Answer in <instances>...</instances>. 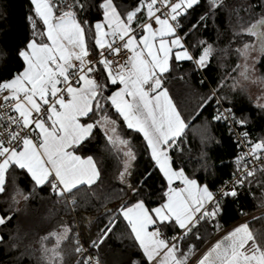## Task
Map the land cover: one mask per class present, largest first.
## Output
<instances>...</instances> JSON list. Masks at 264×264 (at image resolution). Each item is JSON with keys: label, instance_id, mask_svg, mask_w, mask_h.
<instances>
[{"label": "snow or ice", "instance_id": "6c2138e0", "mask_svg": "<svg viewBox=\"0 0 264 264\" xmlns=\"http://www.w3.org/2000/svg\"><path fill=\"white\" fill-rule=\"evenodd\" d=\"M205 3L197 23L181 35L180 18L200 6L201 0H135L131 7L116 0H31L32 35L17 53L24 67L10 79H0V195L7 191L9 176L21 170L36 186L47 185L52 195L75 205L80 186L91 187L100 177L93 156L78 154L96 130L103 129L108 142L119 143L126 149L123 155L128 161L134 160L131 144L117 133L118 121L109 112L114 108L127 129L142 134L150 158L166 180L158 207H147L142 198L121 210L143 257L131 264H264V232L253 230L249 222L234 227L199 256L198 246L189 240L203 241L198 230L201 225L219 229L217 217L222 214L223 199L236 198L241 188L255 184L264 188V139L250 141L246 132L241 133L237 146H246L248 151L237 157L235 179L215 193L187 175L184 167H176L172 158L177 151L183 153L189 125L164 86L166 75L172 71L173 61H191L198 69L210 63L211 44L202 41L198 55L185 45L190 32L206 26L224 6V0ZM257 7L264 9V0L243 11L251 16ZM92 8L97 9L99 19L81 18ZM235 14L239 18V12ZM243 36L255 41L237 47L239 57L247 61L257 43L264 53V11L246 23L238 19L234 38ZM90 45L96 49L94 54ZM124 50L130 55L123 63L108 58ZM8 55L0 50V61ZM243 67L247 71V64ZM110 88L115 91L108 95ZM214 99L215 94L210 95L201 107ZM213 119L231 120L242 128L247 124L230 108H218ZM130 167L125 162L117 179L133 194L141 195L128 182ZM176 182L179 184L173 187ZM31 195L17 188L11 199L18 204L17 196L28 200ZM11 219L8 213L0 214V225ZM253 219L264 220V216ZM116 223V218L110 220L89 246L99 248ZM168 228L177 231L169 236ZM61 229L43 238L53 241L51 248L44 249L52 264L62 256L60 244L70 231L67 225ZM3 239L0 236V242ZM87 251L77 241L75 252L82 257L78 264H100Z\"/></svg>", "mask_w": 264, "mask_h": 264}, {"label": "trees", "instance_id": "16d2710c", "mask_svg": "<svg viewBox=\"0 0 264 264\" xmlns=\"http://www.w3.org/2000/svg\"><path fill=\"white\" fill-rule=\"evenodd\" d=\"M116 2L131 7L135 0ZM256 2L224 0V6L207 21L206 26L191 31L185 40L193 55L200 54L202 41L213 46L214 53L208 66L198 69L191 61L172 62V71L166 75L164 86L189 125L185 130L183 153L177 151L172 154L175 166L184 167L187 175L196 178L201 184H207L212 191H216L236 171L238 153L225 127L213 119L217 115L215 99L201 107L207 98L215 94L239 119H246V129L253 141L264 139V110L251 106L234 79L240 60L235 49L243 42L254 41L249 36L234 38V32L238 30V19L246 23L264 11L257 7L251 16L243 11L249 4ZM206 7L205 0H201L200 6L180 18L183 25L181 35L189 32ZM236 12H239V18ZM32 14L31 0H0V50L9 54L6 60L0 61V79H10L24 67L17 53L31 38L32 28L28 17ZM81 18L95 21L100 17L97 9L92 8ZM113 89L110 88L106 94L110 95ZM109 112L118 121L116 127L119 137L131 144L135 159L128 161L123 155L126 149H122L119 143L110 144L103 129L96 130L94 137L78 154L93 156L100 177L91 187L80 186L75 192V205L52 195L47 185L36 186L25 172H13L9 176L7 191L0 195V214L12 216L5 225H0V236L4 238L0 242V264H52L44 249L51 248L53 241L43 238L48 233L62 230L61 225H67L70 231L67 238L61 241L62 256L57 264H78L82 259L75 252L78 238L88 253L99 258L100 264H131L133 260L143 259L141 250L129 234V226L121 210L125 205L131 206L142 198L147 207H158L163 202L161 197L166 180L150 158L142 134L127 129L113 108H109ZM125 162L131 164L128 182L139 188L141 195L133 194L127 185L117 179V173L123 170ZM17 188L31 192V198L24 200L17 196L19 203L13 204L11 197ZM221 203L223 211L217 217L219 229L201 225L198 230L204 237L203 241L189 238L198 246V251L220 231L264 208V188L259 184L241 188L236 198L228 197ZM113 218L117 219L113 232L99 248L90 247L89 242L95 240L100 230ZM249 223L253 230L264 232V220L252 219Z\"/></svg>", "mask_w": 264, "mask_h": 264}, {"label": "built area", "instance_id": "2783aa9c", "mask_svg": "<svg viewBox=\"0 0 264 264\" xmlns=\"http://www.w3.org/2000/svg\"><path fill=\"white\" fill-rule=\"evenodd\" d=\"M92 52H93V54H94V53L96 52V50H92ZM129 55H130V53H128L126 50H124V51H122L119 55H112V56H109L108 58L111 59V60H113V61H115V62L123 63V62L128 58ZM92 58H93V59H96L97 57H96L95 55H93ZM216 100H219L220 103L217 104V103H216ZM215 107H216V110H217L218 108L221 109V110L228 108V107H226V106L222 103V101H221L219 98H217V97H215ZM230 109H231V108H230ZM231 110H232V109H231ZM232 112L235 114V117H236L237 119H239V117L236 115V113H235L233 110H232ZM219 122L225 127L226 132L228 133V135H229V137L231 138L232 142L235 144V147H236V150H237L238 156L242 155L243 152L248 151V148H247L246 146H244V147H240V148H238V146H237V145H238V142L241 141V133L246 132V133L248 134L247 129H246V126L242 128V127H240L238 124L234 123V122L231 121V120H228V121H223V120H222V121H219ZM248 139H249L250 141H253V140L250 138L249 134H248ZM253 142H254V141H253ZM233 179H235V177H233V175H232V176H231L228 180H226L225 182H229V185H230V183H231V181H233ZM225 182H223V183L221 184V186H220L216 191H213V192H214V193L217 192L221 187H223V186L225 185ZM261 215H264V208L259 209V210L255 211V212L251 213V214H248V215L245 216L244 218H242V219L236 221V222L233 223L231 226H229L228 228L224 229V230L221 232V234H218L216 237H218V236H220V235H222V234H224V233H226V232L232 230L234 227H236V226H238V225H241V224H244V223H246V222H249V221L252 220L254 217H259V216H261ZM216 237H215V238H216ZM215 238H214V239H215ZM78 241H79V243H80L81 245H83V243H82V241H81L80 238H78ZM83 246H84V245H83ZM84 247H85V246H84ZM85 248H86V247H85ZM205 248H206V247H205ZM205 248H203L201 251L199 250L198 253H197V256H199L200 254H202V253L204 252ZM86 254H87V255H90V256H93V257H96V256H94V255L88 253V251H87Z\"/></svg>", "mask_w": 264, "mask_h": 264}, {"label": "rangeland", "instance_id": "374dc122", "mask_svg": "<svg viewBox=\"0 0 264 264\" xmlns=\"http://www.w3.org/2000/svg\"><path fill=\"white\" fill-rule=\"evenodd\" d=\"M256 49L257 51H255ZM263 58L264 53L259 51L257 43L255 49L250 52L247 61L244 60V64H247L248 68L242 81V84L245 85L247 96H249L255 103V106L259 108H264L261 107V105H264V70H262L263 68L261 69ZM211 242L212 241L207 243L203 248L207 247ZM202 249H200V251Z\"/></svg>", "mask_w": 264, "mask_h": 264}, {"label": "crops", "instance_id": "0c3cea01", "mask_svg": "<svg viewBox=\"0 0 264 264\" xmlns=\"http://www.w3.org/2000/svg\"><path fill=\"white\" fill-rule=\"evenodd\" d=\"M185 45H186V43H185ZM90 47H91V49L92 50H96L95 49V47L94 46H92V45H90ZM186 47H187V45H186ZM190 51V50H189ZM255 51H257V49L255 50ZM191 52V51H190ZM173 62H175V61H173ZM239 64L240 65H242V67H240V68H238V71H237V76L234 78L235 79V81L237 82V84H238V86H239V88H241L242 89V91H243V93H244V95H245V97H246V99H247V101L251 104V106L252 107H254V108H256V109H261V110H264V108H259V107H257V106H255V103L253 102V100L252 99H250L249 98V96H247V93H246V88L244 87L245 85H243L242 83V81H243V79H244V76L245 75H240V73L241 72H246L245 71V68L243 67V65H245L244 64V60L242 59V58H240V60H239ZM248 68V67H247ZM263 68V69H262ZM261 69L262 70H264V58H263V60H262V62H261ZM250 71V70H249ZM113 91H115V89H113ZM170 96V95H169ZM114 109V108H113ZM178 110V109H177ZM261 140V139H260ZM177 184H179V182H176V184H174L173 185V187H175V186H177ZM182 186V185H181ZM212 191V190H211ZM130 227V226H129ZM166 231H168V235L169 236H171V235H173V234H175V232L177 231V230H175V229H172V228H168V229H166ZM231 231V230H230ZM221 232L222 231H220L218 234H221ZM229 232V231H228ZM228 232H226V233H224V234H222V235H220V236H218V237H214L211 241V243L205 248V250H204V252L207 250V248L208 247H210L212 244H214L217 240H219V239H221L225 234H227ZM209 243V242H208ZM203 248V247H202ZM201 248V249H202Z\"/></svg>", "mask_w": 264, "mask_h": 264}]
</instances>
